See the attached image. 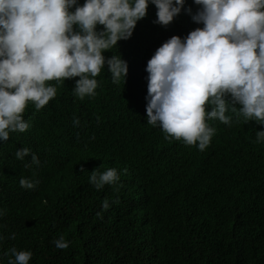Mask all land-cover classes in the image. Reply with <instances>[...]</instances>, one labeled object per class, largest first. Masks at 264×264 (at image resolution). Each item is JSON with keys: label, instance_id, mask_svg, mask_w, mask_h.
<instances>
[{"label": "trees", "instance_id": "obj_1", "mask_svg": "<svg viewBox=\"0 0 264 264\" xmlns=\"http://www.w3.org/2000/svg\"><path fill=\"white\" fill-rule=\"evenodd\" d=\"M186 6L196 11L193 0ZM156 11L149 5L133 36L104 53L127 62L125 80L113 82L105 66L96 94L83 99L74 93L79 77L49 81L56 97L40 110L29 102V129L0 142L2 264L13 247L31 251L30 264H264V142H256L264 125L236 105L230 125L206 121L216 131L200 151L147 124L148 61L171 37L195 30L183 13L155 24ZM21 148L40 165L31 154L16 159ZM108 167L127 174L117 190H97L90 173ZM21 178L39 184L28 190ZM61 236L67 249L53 243Z\"/></svg>", "mask_w": 264, "mask_h": 264}, {"label": "clouds", "instance_id": "obj_2", "mask_svg": "<svg viewBox=\"0 0 264 264\" xmlns=\"http://www.w3.org/2000/svg\"><path fill=\"white\" fill-rule=\"evenodd\" d=\"M186 3L0 0V142H7L10 133L29 129L23 118L29 102L40 110L56 97L57 88L49 81L79 77L74 93L83 99L96 94L95 77L105 66L113 82L125 80L127 62L104 53L133 36L149 5L157 10L155 24L167 27L183 13L191 16L195 30L183 38L171 37L148 61L147 124L161 128L165 139L183 140L181 146H197L200 151L209 147L216 131L206 121L230 125L226 113H236V105L239 115L264 125V0H193L195 12ZM73 122L80 124L79 119ZM256 137L257 143L264 142V131ZM30 154L31 165L39 166L30 148L17 150L15 156L24 161ZM98 170L102 173L94 170L89 177L97 190L105 185L117 190L127 174L115 167ZM38 184L39 180L20 179V186L28 190ZM109 207L106 199L102 208ZM5 214L6 209H0V217ZM10 238L15 239V233ZM53 243L67 249L71 242L61 236ZM6 254L13 257L7 264H30L33 256L15 247Z\"/></svg>", "mask_w": 264, "mask_h": 264}]
</instances>
